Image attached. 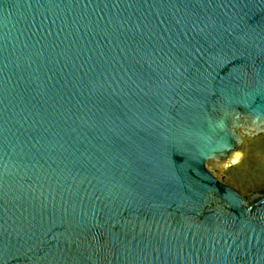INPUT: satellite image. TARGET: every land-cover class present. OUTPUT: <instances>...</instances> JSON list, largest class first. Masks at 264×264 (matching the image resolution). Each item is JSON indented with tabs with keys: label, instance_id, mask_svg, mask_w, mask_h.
I'll return each instance as SVG.
<instances>
[{
	"label": "water",
	"instance_id": "obj_1",
	"mask_svg": "<svg viewBox=\"0 0 264 264\" xmlns=\"http://www.w3.org/2000/svg\"><path fill=\"white\" fill-rule=\"evenodd\" d=\"M0 264H264V0H0Z\"/></svg>",
	"mask_w": 264,
	"mask_h": 264
}]
</instances>
